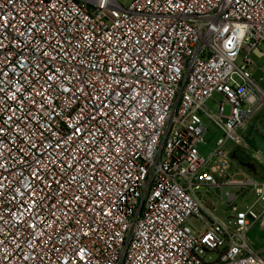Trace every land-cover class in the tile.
<instances>
[{
  "label": "built area",
  "instance_id": "1",
  "mask_svg": "<svg viewBox=\"0 0 264 264\" xmlns=\"http://www.w3.org/2000/svg\"><path fill=\"white\" fill-rule=\"evenodd\" d=\"M252 55L264 0H0V264H264L237 204L264 181L226 148L264 108Z\"/></svg>",
  "mask_w": 264,
  "mask_h": 264
},
{
  "label": "rangeland",
  "instance_id": "2",
  "mask_svg": "<svg viewBox=\"0 0 264 264\" xmlns=\"http://www.w3.org/2000/svg\"><path fill=\"white\" fill-rule=\"evenodd\" d=\"M244 55L245 54H242V56L238 60L239 66L243 65ZM251 57L259 67H257L256 65H252L248 68V72L251 74L252 78L257 81L258 84L264 89V80L261 81V78H264V59H259L254 55H252ZM234 80L237 83H244V78L240 74H235ZM221 101L222 97L216 94L213 99L207 102L206 106L213 113H217L219 110V103ZM229 111L230 107L226 106L225 114H228ZM260 115H263L264 117V108L256 115V117L248 120L246 127L240 129L238 133L245 139L247 137H250L256 120L258 117H260ZM203 119L208 127V132L206 133L204 138L207 144L199 146V150L204 155H209L214 150L218 140L224 137V132L215 125V122L212 119L206 117H204ZM226 148L230 151L231 155L234 156L233 159L237 163H239L240 167L248 176H250L255 181H264V155L258 156L257 154H255L256 150L250 143L248 148H244L243 146L240 148L238 145H236L235 142H233L232 140H228V142H226ZM237 154H240L243 160L237 158ZM200 192L205 197V200L212 202V204L215 206V215L223 220H227L229 209L222 204V201L213 192L206 191L205 188L201 189ZM256 200L257 196L252 190H250L244 197H241L238 200L237 204L242 210L252 208L257 214L263 213L264 206L262 204H256ZM191 223L196 227L197 230H202V225L199 224L196 220H191ZM248 237L256 244L257 248L263 247L264 225H260V222L252 225L248 233ZM217 259L218 255L216 253H211L207 256L206 261H216Z\"/></svg>",
  "mask_w": 264,
  "mask_h": 264
},
{
  "label": "water",
  "instance_id": "3",
  "mask_svg": "<svg viewBox=\"0 0 264 264\" xmlns=\"http://www.w3.org/2000/svg\"><path fill=\"white\" fill-rule=\"evenodd\" d=\"M259 130H261V134L255 132L253 134L254 144L257 149L260 151L261 155H264V123H260L258 125Z\"/></svg>",
  "mask_w": 264,
  "mask_h": 264
},
{
  "label": "crops",
  "instance_id": "4",
  "mask_svg": "<svg viewBox=\"0 0 264 264\" xmlns=\"http://www.w3.org/2000/svg\"><path fill=\"white\" fill-rule=\"evenodd\" d=\"M255 117H256V116H255ZM258 122H260V123H264V117H263V115H260V117L257 118L256 123H255V125H254V127H253L252 134H251L250 137H247L246 140H247V142L249 141L248 144L250 143V144L254 147V149L256 150V151H255V154H257L258 156H260V155H261V154H260V151H259V150L257 149V147L255 146V144H254V139H253L254 130H255V128H256ZM258 152H259V154H258ZM237 155H238L237 158H239L240 160H242L241 155H240V154H237ZM232 157H234V156L232 155ZM233 160H234V159H233ZM234 161H235V160H234Z\"/></svg>",
  "mask_w": 264,
  "mask_h": 264
},
{
  "label": "flooded vegetation",
  "instance_id": "5",
  "mask_svg": "<svg viewBox=\"0 0 264 264\" xmlns=\"http://www.w3.org/2000/svg\"><path fill=\"white\" fill-rule=\"evenodd\" d=\"M260 124V122H258V124H257V126H256V128H255V130H254V133L255 132H258L259 134H261L262 132H261V130H259V128H258V125Z\"/></svg>",
  "mask_w": 264,
  "mask_h": 264
},
{
  "label": "trees",
  "instance_id": "6",
  "mask_svg": "<svg viewBox=\"0 0 264 264\" xmlns=\"http://www.w3.org/2000/svg\"><path fill=\"white\" fill-rule=\"evenodd\" d=\"M242 160H243V158H242Z\"/></svg>",
  "mask_w": 264,
  "mask_h": 264
}]
</instances>
